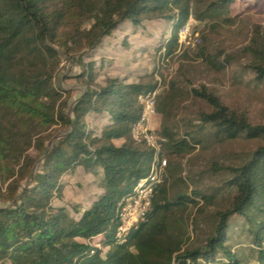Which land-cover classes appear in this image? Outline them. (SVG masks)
<instances>
[{"label": "trees", "instance_id": "16d2710c", "mask_svg": "<svg viewBox=\"0 0 264 264\" xmlns=\"http://www.w3.org/2000/svg\"><path fill=\"white\" fill-rule=\"evenodd\" d=\"M235 1L214 0L200 13L195 0H0V264H264V144L237 164L211 160L207 172L223 177L213 191L183 176L172 179L167 166L145 220L119 242L121 205L150 174L155 156L132 137L143 112L140 97L156 93L159 84L113 77L100 85L97 74L105 40L126 24L172 23L162 45L171 56L193 17L203 20ZM242 53V74L264 84L262 27H254ZM197 56L217 72L233 64L223 52L202 48ZM63 57L79 66L74 79L84 86L72 105L70 91L56 84ZM170 86L174 92L175 83ZM191 95L211 109L198 111L180 138L162 126L164 156L240 139L264 142V125L206 86ZM93 116L107 123L91 127ZM54 127L62 135L52 141ZM80 172L97 179L102 192L88 207L75 206L76 217L57 202L65 198L66 180ZM177 186L183 188L171 195ZM226 195L227 205L201 222ZM187 214L191 225L179 220ZM189 226L199 237L194 246Z\"/></svg>", "mask_w": 264, "mask_h": 264}, {"label": "rangeland", "instance_id": "374dc122", "mask_svg": "<svg viewBox=\"0 0 264 264\" xmlns=\"http://www.w3.org/2000/svg\"><path fill=\"white\" fill-rule=\"evenodd\" d=\"M212 1L214 0H195L194 3L202 13L206 12V7ZM236 17L238 18L234 24L225 22V19ZM187 25L189 32L186 39L179 34L178 48L173 55L166 56L162 45L170 36L172 23L163 19H147L139 27L126 24L122 30L104 42L101 54L96 59L98 83L104 85L107 78L113 77L127 78L131 82L157 81V110L149 126L156 131L161 130L162 126H167L178 133L179 138L186 133L190 122L196 119L198 111L211 109L205 102L191 95V89L201 85L216 93L231 109L246 112L253 124L264 125V84L257 85L252 82V77L242 74L240 68L247 63L242 50L249 46L254 27L260 26L264 29V0H236L229 8L206 16L203 20L198 21L193 17ZM202 48L211 55L223 52L231 56L233 64L222 72L212 70L197 56ZM221 59H224V55ZM79 72V66L72 60L62 58L56 84L70 91L71 105L84 90L83 84L74 79ZM171 83H175L174 92H171ZM88 122L95 128H101L107 123L96 116L90 117ZM50 132L54 136L52 141L62 135V131L57 127ZM263 144L262 141L240 139L226 144L213 143L208 148L198 146L185 156L166 155L165 158L168 166L172 164V179L183 176L204 190L213 191L221 185L223 177L207 172L211 160L216 159L228 165L237 164L242 157ZM32 154L36 155L35 152ZM65 183V198L57 204L68 206L76 217L79 215L74 212L75 206L88 207L102 192L99 181L93 176H85L82 172L73 179H67ZM178 188L183 187L171 188L170 194ZM224 197L218 199L217 204L206 211L201 222L208 220V217L227 205L228 196ZM0 205L4 203L0 202ZM188 217L187 214L179 220L183 224L185 222L191 225L192 218ZM192 231L193 227L189 226L190 246H194L199 238ZM204 234L202 227L198 233L200 239Z\"/></svg>", "mask_w": 264, "mask_h": 264}, {"label": "built area", "instance_id": "2783aa9c", "mask_svg": "<svg viewBox=\"0 0 264 264\" xmlns=\"http://www.w3.org/2000/svg\"><path fill=\"white\" fill-rule=\"evenodd\" d=\"M189 25L180 31V37H187ZM143 106L141 119L134 126L132 137L137 142H143L155 151L150 174L141 179L135 186L132 194L127 197L119 210L121 226L117 238L120 243L126 242V238L132 229H136L143 222L151 210V199L155 189L163 182L168 161L163 155L164 144L167 140L160 133L149 126L151 118L156 115V93L140 97Z\"/></svg>", "mask_w": 264, "mask_h": 264}]
</instances>
